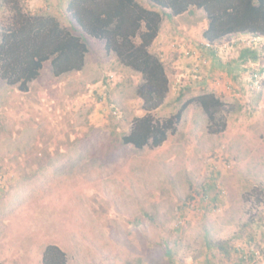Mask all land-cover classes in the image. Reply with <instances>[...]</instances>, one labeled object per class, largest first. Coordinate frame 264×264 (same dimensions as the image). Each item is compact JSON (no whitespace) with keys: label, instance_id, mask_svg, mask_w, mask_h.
Segmentation results:
<instances>
[{"label":"rangeland","instance_id":"rangeland-1","mask_svg":"<svg viewBox=\"0 0 264 264\" xmlns=\"http://www.w3.org/2000/svg\"><path fill=\"white\" fill-rule=\"evenodd\" d=\"M193 10L186 16L200 24L181 19L185 30L160 43L178 64L164 62L170 88L156 116L186 105L160 146L121 143L145 115L136 93L143 79L102 40L88 37L81 70L56 76L46 62L28 91L0 77V264H42L51 244L68 264H264V71L254 74L264 38L254 44L258 64L236 61L255 40L240 34L210 43L218 53L208 60L183 48L208 24L203 9ZM8 14L0 6V22ZM206 78L218 87H202ZM204 93L223 102L214 124L225 121L222 132H210L190 101ZM252 247L256 258L241 262Z\"/></svg>","mask_w":264,"mask_h":264},{"label":"trees","instance_id":"trees-1","mask_svg":"<svg viewBox=\"0 0 264 264\" xmlns=\"http://www.w3.org/2000/svg\"><path fill=\"white\" fill-rule=\"evenodd\" d=\"M147 1L152 7L138 0H70L66 11L68 27L54 15L25 9L21 0H0V6L7 7L9 12L0 22V77L21 91H28L30 82L40 75L46 62L51 63L56 76L81 70L89 52L88 36L102 40L107 52L114 53L123 66L140 73L143 79L136 93L143 100L145 115L134 119L121 143L136 148L160 146L176 130L186 107L166 118L155 113L164 104L170 88L163 58L151 50L163 20L203 9L208 19L203 36L209 43L237 34L264 37V0ZM254 44L256 39L241 49L237 60L244 64L259 61L262 53ZM190 101L203 108L210 132L225 129V121H220L217 128L214 126L218 110L223 106L216 94L204 93ZM248 241L261 247L253 236ZM214 246L224 248L220 243ZM255 258L253 247L249 253L241 252V262ZM42 264H68L67 254L51 244L45 249Z\"/></svg>","mask_w":264,"mask_h":264},{"label":"crops","instance_id":"crops-1","mask_svg":"<svg viewBox=\"0 0 264 264\" xmlns=\"http://www.w3.org/2000/svg\"><path fill=\"white\" fill-rule=\"evenodd\" d=\"M69 1L70 0H25V2L27 3L28 9H30V10H32L34 12L48 13L50 15H54L57 18H59L61 20V22L63 24H65L66 26H68V27L70 26V21H69V18L67 16L66 11H67V6H68ZM138 1L141 4H143L144 6L149 7L148 6L149 2L147 0H141V1L138 0ZM61 10L64 11L61 14L62 18L60 17ZM188 14L189 13L187 12V13H184V14H181V15L173 16L172 18H165L163 20L162 25H161L160 33H159L158 37L155 40V46L157 45V47H156L157 50L156 51H158L157 54H160L162 56L164 62H166L167 59H168V63H170V66L172 67V69H176L178 63L173 58H170V60H169V57H170V52L169 51H171L170 45H169V43L168 44L164 43V44L160 45V43L162 41H164L163 38L166 36V34L168 32L169 33H174L176 30L177 31H179V30L182 31V29L185 30V28H184L185 25L181 24L182 23L181 19H188V17L186 16ZM166 19H168L170 22L173 23V25L169 29H168V24H167ZM196 21H199V24H200V22L202 21L201 17H196L195 19H193L191 21L188 19V22L191 23L190 28H195L196 27V25H197ZM207 25H205V24L203 25V31L201 33L202 40H200V42L196 41L194 35L193 36H185V38L183 40L184 41L183 48L187 47L188 49H190V51H193L192 49L195 46L199 50L203 51V56L205 55L204 56L205 58H208V60H210V58H212L213 60L216 61L217 60L216 59L217 58L216 55L218 53L217 52L218 51V48H217L218 44H213L214 45L213 47L212 46L207 47L205 38L203 36V32L207 28ZM192 30H194V29H191L190 31H192ZM240 35L241 36H246V37L250 36L251 38L254 37L253 39H256L257 41L261 40V39L263 40V38H264L262 36L261 37L260 36L255 37V36H252V35H249V34H240ZM88 37H90V36H88ZM160 39H161V41H160ZM183 48H182V51H184ZM89 49H90V46H89ZM236 61L238 62V60H236ZM249 62H253V61L250 60ZM189 63H190L189 64L190 67L194 66L193 62L190 61ZM255 63L258 64V61L255 62ZM203 67H204V65H203ZM201 68H202V66H201ZM166 69H167V67H166ZM214 71L216 73V72H218V69L215 70L213 68V72ZM263 71H264V65L261 67V70H259V72H254V74L257 75V74L263 73ZM192 82H194V81L192 80ZM201 82H202L201 84H203L202 87H206V86L207 87L210 86L211 88L212 87H218V84H219L218 82H214V83L210 82L207 78H206V80H203ZM191 83L189 85L185 86V87L187 89L194 88L195 85H192Z\"/></svg>","mask_w":264,"mask_h":264},{"label":"built area","instance_id":"built-area-1","mask_svg":"<svg viewBox=\"0 0 264 264\" xmlns=\"http://www.w3.org/2000/svg\"><path fill=\"white\" fill-rule=\"evenodd\" d=\"M207 46H214L213 44H210V43H206ZM177 45L175 43H173V47H176ZM195 77L197 78V76L195 75Z\"/></svg>","mask_w":264,"mask_h":264}]
</instances>
